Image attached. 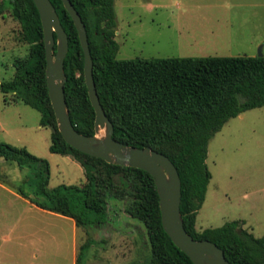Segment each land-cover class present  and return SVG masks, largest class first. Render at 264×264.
<instances>
[{
	"label": "trees",
	"instance_id": "1",
	"mask_svg": "<svg viewBox=\"0 0 264 264\" xmlns=\"http://www.w3.org/2000/svg\"><path fill=\"white\" fill-rule=\"evenodd\" d=\"M67 38L63 58V95L73 128L93 135L94 112L83 81V55L76 29L60 0H49ZM85 29L98 101L122 145L148 146L165 155L180 180L179 212L193 239H206L229 264H264V234L254 237L238 220L196 230L210 173L209 138L232 117L264 106V56H204L116 59L113 0H69ZM19 25L27 45L13 61L14 72L0 82L6 104L22 103L38 112V125L49 129L48 151L68 156L81 167L84 181L48 187L49 166L25 147L0 142V158L22 172L15 192L35 206L73 220L75 226L107 221L106 197L122 202L123 212L144 227L139 259L126 264H192L161 228L158 198L151 176L138 168L106 163L69 146L57 130L44 77L41 24L32 0H1ZM54 36V35H53ZM90 239L78 246L74 264H82Z\"/></svg>",
	"mask_w": 264,
	"mask_h": 264
},
{
	"label": "rangeland",
	"instance_id": "2",
	"mask_svg": "<svg viewBox=\"0 0 264 264\" xmlns=\"http://www.w3.org/2000/svg\"><path fill=\"white\" fill-rule=\"evenodd\" d=\"M2 5L0 82L10 79L14 59L27 52L8 4ZM113 10L116 59L264 56V0H113ZM38 118L27 105L6 104L0 93V142L45 159L49 188L82 183L76 161L48 151L49 129L40 127ZM205 164L210 178L195 229L238 220L254 237L264 234V106L229 118L209 138ZM0 176L12 191L23 178L2 158ZM106 203L104 224L73 227L72 219L30 210L24 199L1 191L0 264H74L78 246L87 239L92 244L82 264L139 259L143 225L123 212L119 199L107 196Z\"/></svg>",
	"mask_w": 264,
	"mask_h": 264
},
{
	"label": "water",
	"instance_id": "3",
	"mask_svg": "<svg viewBox=\"0 0 264 264\" xmlns=\"http://www.w3.org/2000/svg\"><path fill=\"white\" fill-rule=\"evenodd\" d=\"M60 1L77 32L83 55V81L94 112L93 135L80 134L71 125L63 95L66 78L62 62L67 52L66 34L51 2L32 0L41 24L47 95L62 139L74 149L100 158L106 163L134 167L147 172L155 186L161 228L173 245L182 251L192 264H229L222 250L214 243L206 239H193L184 230L179 212L180 180L172 162L148 146H126L112 138V124L104 114L94 87L92 61L84 25L70 1ZM257 56H261L260 52ZM100 129H103V134L98 136Z\"/></svg>",
	"mask_w": 264,
	"mask_h": 264
},
{
	"label": "crops",
	"instance_id": "4",
	"mask_svg": "<svg viewBox=\"0 0 264 264\" xmlns=\"http://www.w3.org/2000/svg\"><path fill=\"white\" fill-rule=\"evenodd\" d=\"M1 178L2 177L0 176V192L3 191V192H6L8 195H12L14 197H20V198L24 199L27 202L28 208L30 210H34V211H37L39 213H46L48 215H53V212H50V211H47V210H44V209H41V208L35 206L34 204L30 203L27 199L18 195L14 190L12 191L11 187L7 186ZM55 214H57V213H55ZM57 216H59V214H57ZM73 227H75L74 222H73ZM74 258H75V255H74Z\"/></svg>",
	"mask_w": 264,
	"mask_h": 264
}]
</instances>
